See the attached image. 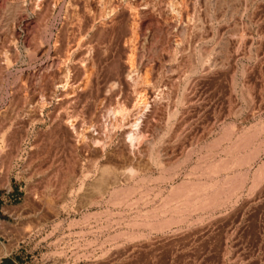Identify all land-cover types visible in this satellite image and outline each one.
Returning a JSON list of instances; mask_svg holds the SVG:
<instances>
[{
	"label": "rangeland",
	"instance_id": "rangeland-1",
	"mask_svg": "<svg viewBox=\"0 0 264 264\" xmlns=\"http://www.w3.org/2000/svg\"><path fill=\"white\" fill-rule=\"evenodd\" d=\"M0 264H264V0H0Z\"/></svg>",
	"mask_w": 264,
	"mask_h": 264
}]
</instances>
